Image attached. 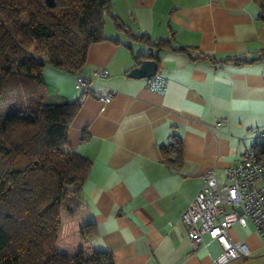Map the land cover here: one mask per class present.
Segmentation results:
<instances>
[{
	"label": "crops",
	"instance_id": "obj_1",
	"mask_svg": "<svg viewBox=\"0 0 264 264\" xmlns=\"http://www.w3.org/2000/svg\"><path fill=\"white\" fill-rule=\"evenodd\" d=\"M110 11L132 34H146L151 42L172 37V47L190 49L158 51L115 28L108 16L106 39L88 46L79 73L93 81L92 90L115 91L108 99L79 102L68 128L69 146L91 162L81 190L96 228L90 243L110 251L113 264H213L220 245L203 235L194 248L181 216L203 187L204 171L215 167L222 181L223 168L239 162L244 148L254 147V132L264 127V21L257 18L258 5L110 0ZM149 52L166 80L161 91L148 88L145 77L127 74L138 65L133 56ZM227 55L250 61L220 60ZM103 68L108 75L97 78L94 72ZM42 77L46 101L79 98L74 73L46 64ZM172 137L182 142L177 169L160 150ZM229 233L251 249L249 257L230 264H264V236L252 224L235 223Z\"/></svg>",
	"mask_w": 264,
	"mask_h": 264
},
{
	"label": "trees",
	"instance_id": "obj_2",
	"mask_svg": "<svg viewBox=\"0 0 264 264\" xmlns=\"http://www.w3.org/2000/svg\"><path fill=\"white\" fill-rule=\"evenodd\" d=\"M253 1L264 21V0ZM107 16L158 51L190 49L172 47V37L151 42L146 34H132L111 13L110 0H0V264H113L110 251L90 243L96 228L81 190L91 162L68 144L80 103L46 101L42 77L46 64L79 73L88 46L106 39ZM145 56L154 54L133 56L135 64ZM220 60L250 61L234 55ZM87 137L82 132L81 139ZM160 148L164 162L181 167L179 137ZM71 222L78 224L77 247L65 253L58 239Z\"/></svg>",
	"mask_w": 264,
	"mask_h": 264
},
{
	"label": "built area",
	"instance_id": "obj_3",
	"mask_svg": "<svg viewBox=\"0 0 264 264\" xmlns=\"http://www.w3.org/2000/svg\"><path fill=\"white\" fill-rule=\"evenodd\" d=\"M94 75L105 77L108 72L103 68L96 70ZM74 76L79 102L90 96L108 99L115 94L108 87L94 91L91 79L80 73ZM165 83V78L157 73L145 78V85L152 90H163ZM254 138V147L244 148L239 162L223 168L222 181L215 167L204 171L203 187L181 216L186 236L194 248L204 242L203 235L220 245V253L212 257L213 264H230L250 256L251 249L244 240L230 237L233 224L245 227L250 223L264 236V127L254 132Z\"/></svg>",
	"mask_w": 264,
	"mask_h": 264
},
{
	"label": "rangeland",
	"instance_id": "obj_4",
	"mask_svg": "<svg viewBox=\"0 0 264 264\" xmlns=\"http://www.w3.org/2000/svg\"><path fill=\"white\" fill-rule=\"evenodd\" d=\"M107 32L108 30L106 29V33ZM73 84L75 86V78ZM77 226L78 224L76 222H71V223H65L62 227L58 239V247L61 248L62 251L65 253L72 252L77 247V232H76Z\"/></svg>",
	"mask_w": 264,
	"mask_h": 264
},
{
	"label": "water",
	"instance_id": "obj_5",
	"mask_svg": "<svg viewBox=\"0 0 264 264\" xmlns=\"http://www.w3.org/2000/svg\"><path fill=\"white\" fill-rule=\"evenodd\" d=\"M49 4H52V0H47ZM142 55H147V54H142ZM157 56L154 53V57H148L145 56L142 58L140 63L138 65L133 66L128 70L127 74L128 76L131 77H136V78H142V77H148L152 76L157 73L158 70V61H157Z\"/></svg>",
	"mask_w": 264,
	"mask_h": 264
}]
</instances>
